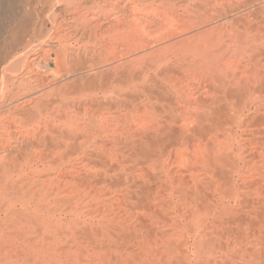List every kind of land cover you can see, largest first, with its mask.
I'll return each instance as SVG.
<instances>
[{
	"label": "bare ground",
	"instance_id": "1",
	"mask_svg": "<svg viewBox=\"0 0 264 264\" xmlns=\"http://www.w3.org/2000/svg\"><path fill=\"white\" fill-rule=\"evenodd\" d=\"M15 1L0 264H264V0Z\"/></svg>",
	"mask_w": 264,
	"mask_h": 264
},
{
	"label": "rangeland",
	"instance_id": "2",
	"mask_svg": "<svg viewBox=\"0 0 264 264\" xmlns=\"http://www.w3.org/2000/svg\"><path fill=\"white\" fill-rule=\"evenodd\" d=\"M34 0H31V2H33ZM18 3V4H17ZM19 3H20V5L22 4V3H24V1L23 0H16L15 2H13L12 3V6L14 7V8H17L18 6H19ZM34 3V2H33ZM65 3H63L62 5H57V2L56 3H54L53 4V6L52 7H54V5H55V9L54 8H52L51 7V9L49 10V11H53L54 13H55V16L58 18L59 16H60V18L61 17H64V15H65V13L67 14V12L69 11L68 10V7L67 6H65V5H67V4H65ZM65 7H67V8H65ZM0 11H3L2 9L0 10ZM47 12L48 13V17H51L50 15L51 14H53V13H51V12ZM55 11H57V13L55 12ZM65 11V12H64ZM67 11V12H66ZM46 12H44V14L46 15L47 13ZM58 13H60V14H58ZM57 14V15H56ZM50 20V18H48L47 19V24L45 25V31L44 32H46L47 34L49 33V35L51 34V31H52V29H53V27H52V25H51V22H48ZM3 21H7V19L5 18ZM46 33H44V35H42L43 37L41 38V39H44V38H46L45 37V35H47ZM48 35V36H49ZM48 36H47V38L46 39H48ZM57 42H53V41H47V45H45V47H44V49L43 48H39V49H35V50H33L32 51V53H37V55L39 56V57H42L43 58V60L41 61V60H39L38 58H37V60H35L34 62H32V64H34V67L35 68H37L41 73L42 72H45V71H47V73H45V76H46V78H47V81H50V80H53V79H55V77L50 73V70L53 68V65L52 64H54V62H53V56L54 55H58L59 54V56L62 58V62H61V64H78L79 63V61L81 62V60H83L84 62H82L81 64H88V60H87V57L86 56H84V55H80V54H77V53H74V54H69V57L68 56H66V54H64L62 51H60L59 49H58V47H59V45H58V43L56 44ZM58 45V46H57ZM48 46V48H46ZM46 48V49H45ZM49 51H48V50ZM56 49H58V51L56 50ZM45 50V51H44ZM61 52L65 55H63V54H61ZM65 57V59H63ZM47 58V59H46ZM37 61V62H36ZM39 62L41 63V64H39ZM44 63V64H43ZM38 64V65H37ZM42 64H43V66H42ZM47 65H48V67H47ZM38 66H40V67H38ZM57 79V78H56ZM61 79V78H60ZM57 80H59V79H57Z\"/></svg>",
	"mask_w": 264,
	"mask_h": 264
}]
</instances>
